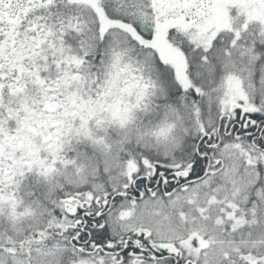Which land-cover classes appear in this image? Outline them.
<instances>
[{
    "label": "snow or ice",
    "instance_id": "obj_1",
    "mask_svg": "<svg viewBox=\"0 0 264 264\" xmlns=\"http://www.w3.org/2000/svg\"><path fill=\"white\" fill-rule=\"evenodd\" d=\"M0 264H264V0H0Z\"/></svg>",
    "mask_w": 264,
    "mask_h": 264
}]
</instances>
